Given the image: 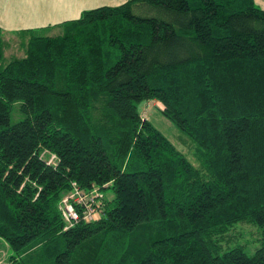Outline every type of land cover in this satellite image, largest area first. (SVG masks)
I'll return each instance as SVG.
<instances>
[{"label":"trees","instance_id":"1","mask_svg":"<svg viewBox=\"0 0 264 264\" xmlns=\"http://www.w3.org/2000/svg\"><path fill=\"white\" fill-rule=\"evenodd\" d=\"M8 47L0 28L8 264H264L256 0H131L32 35L23 57ZM149 101L195 142L199 167L143 118ZM74 185L104 206L66 229L60 204ZM242 224L262 233L253 254L230 246Z\"/></svg>","mask_w":264,"mask_h":264},{"label":"crops","instance_id":"2","mask_svg":"<svg viewBox=\"0 0 264 264\" xmlns=\"http://www.w3.org/2000/svg\"><path fill=\"white\" fill-rule=\"evenodd\" d=\"M131 0H0V28L4 40L20 42L22 48L31 36L53 28L64 30L66 24L84 13L103 7H120ZM264 10V0H256ZM7 50V49H6Z\"/></svg>","mask_w":264,"mask_h":264},{"label":"rangeland","instance_id":"3","mask_svg":"<svg viewBox=\"0 0 264 264\" xmlns=\"http://www.w3.org/2000/svg\"><path fill=\"white\" fill-rule=\"evenodd\" d=\"M64 30H55L53 28L45 32H37L34 35L37 36H59L62 35ZM8 49L6 50V56L23 57L25 51L19 46L20 42L17 40H11ZM160 103L156 101L144 102L140 105L139 109L143 118L147 119L157 128L173 145L185 155V157L196 167H199V162L196 157L197 145L186 134L181 132L171 121L162 115L159 111ZM21 117L18 114H14L12 123H16ZM107 195L113 197L112 191H106ZM237 228V234L234 230L231 232L233 240L230 244L231 247L244 246L247 251L253 254L256 249L262 245V233L259 229L248 225H239ZM256 229V230H255ZM12 255L8 244L0 239V264H8V258Z\"/></svg>","mask_w":264,"mask_h":264},{"label":"built area","instance_id":"4","mask_svg":"<svg viewBox=\"0 0 264 264\" xmlns=\"http://www.w3.org/2000/svg\"><path fill=\"white\" fill-rule=\"evenodd\" d=\"M55 160V156L50 163ZM103 195L96 189L90 192H83L75 185L72 192L65 195L60 204L62 216L67 224L66 229L72 228L81 220L85 222H95L100 220L104 206ZM77 206L83 208L82 214L77 210Z\"/></svg>","mask_w":264,"mask_h":264}]
</instances>
